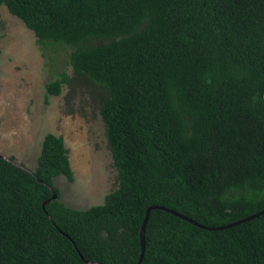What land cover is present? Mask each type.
Returning <instances> with one entry per match:
<instances>
[{
    "label": "trees",
    "instance_id": "16d2710c",
    "mask_svg": "<svg viewBox=\"0 0 264 264\" xmlns=\"http://www.w3.org/2000/svg\"><path fill=\"white\" fill-rule=\"evenodd\" d=\"M2 6L34 32L46 64L65 54L99 95L118 186L101 205L66 206L55 179L74 173L53 133L34 171L0 155V264H137L151 206L205 227L264 210V0ZM73 79L53 74L45 103ZM142 264H264V215L210 232L153 210Z\"/></svg>",
    "mask_w": 264,
    "mask_h": 264
},
{
    "label": "rangeland",
    "instance_id": "374dc122",
    "mask_svg": "<svg viewBox=\"0 0 264 264\" xmlns=\"http://www.w3.org/2000/svg\"><path fill=\"white\" fill-rule=\"evenodd\" d=\"M0 52V155L34 171L44 136H61L74 181L55 179L60 201L78 210L103 204L118 179L99 95L74 77L65 54L53 67L46 64L34 32L5 6L0 8ZM63 71L74 78L72 83L46 104V83Z\"/></svg>",
    "mask_w": 264,
    "mask_h": 264
},
{
    "label": "water",
    "instance_id": "95a60500",
    "mask_svg": "<svg viewBox=\"0 0 264 264\" xmlns=\"http://www.w3.org/2000/svg\"><path fill=\"white\" fill-rule=\"evenodd\" d=\"M7 159V158H6ZM17 166L21 167V168H24L26 170H28L27 168L15 163ZM30 171V170H29ZM58 196L56 194L53 195V199H57ZM49 201H46L44 204H43V207L45 208L47 203ZM153 210H162V211H165V212H168L172 215H175L189 223H191L192 225L194 226H197L201 229H204V230H207V231H210V232H213V231H222V230H225V229H229V228H232V227H235V226H238L242 223H245V222H248V221H251V220H254L256 219L257 217L259 216H262L264 215V210L256 213V214H253L251 216H248L246 218H243L237 222H233L231 224H227V225H223V226H218V227H205V226H202L200 225L199 223L193 221L192 219H189L187 218L186 216L182 215V214H179L177 213L176 211H173V210H170L168 208H165V207H161V206H151L149 207L147 210H146V213H145V218H144V221H143V224H142V227H141V231H140V242H141V256H140V259L138 261L137 264H142V261H143V257H144V254H145V229H146V225H147V222L149 220V216H150V213L151 211ZM87 264H92L91 262H87Z\"/></svg>",
    "mask_w": 264,
    "mask_h": 264
}]
</instances>
